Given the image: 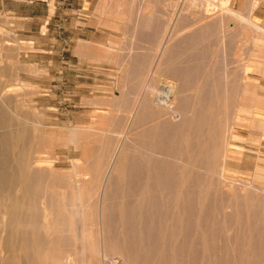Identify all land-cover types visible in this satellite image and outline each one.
<instances>
[{
  "label": "rangeland",
  "instance_id": "rangeland-1",
  "mask_svg": "<svg viewBox=\"0 0 264 264\" xmlns=\"http://www.w3.org/2000/svg\"><path fill=\"white\" fill-rule=\"evenodd\" d=\"M220 1L96 0L88 26L74 15L69 18V6L57 5L56 17L42 31L13 14L0 13L3 111L16 124L13 131L28 132L18 145L38 158L37 170L44 174L43 194L56 190L60 200L73 203L61 205L62 219L56 223L71 237L68 243L55 244L63 258L77 264L100 262L95 251H102L103 221L94 205L98 198L90 197L99 191L79 189L76 181L86 174L105 177L120 135L130 128L132 132L146 128V141L161 145L169 140L173 147L165 153L152 145L147 158L152 155L154 159L148 169H155L157 160L164 157L175 167L191 164L187 152L203 154L215 141L219 151L226 153L225 165L221 160L220 167L208 172L200 159L193 161L191 171L199 177L196 185L188 180L183 190H192L196 197L200 194V199L195 207V198H186L181 217L174 211L173 223L184 222L185 230L173 236L161 228L172 222L166 215L175 203L168 199L169 206L168 200H161L152 174L148 178L150 207L154 198L158 202L153 255L145 253L147 238L135 252L133 239L120 222L126 214L117 210L111 216L118 220L117 226L109 230L123 251L113 253L114 244L106 242L105 250L112 255L107 264L119 258L122 264H264V162L254 147L251 154H244L245 145L256 144L246 126L252 123L254 104L264 107V91L246 74L250 66L264 61V28L254 22L261 0H227L223 5ZM166 84L181 90L175 107L197 122L185 127L196 132L190 138L202 139V146L185 142L189 135H179L177 121L151 102L155 91ZM6 90L8 94L2 97ZM143 99L144 106L150 102L149 112L144 111L145 122L135 127L130 116L136 102ZM251 128L253 132L254 124ZM122 142L133 143L130 138ZM90 149L91 158H85L84 152ZM112 178L116 184L108 193L116 196L107 198L106 205L130 204L129 169L121 167ZM77 194L82 195L84 205ZM231 203L221 213L222 206Z\"/></svg>",
  "mask_w": 264,
  "mask_h": 264
},
{
  "label": "bare ground",
  "instance_id": "bare-ground-1",
  "mask_svg": "<svg viewBox=\"0 0 264 264\" xmlns=\"http://www.w3.org/2000/svg\"><path fill=\"white\" fill-rule=\"evenodd\" d=\"M225 2H227V0L220 1L221 5H223ZM239 17L243 19L242 16L239 15ZM148 22L150 21L148 20ZM151 89L155 90L153 89V87ZM180 93L181 90H178L174 85L161 86L155 91L154 98H152L151 102L155 103L156 108L162 111L164 115L168 116L171 120L177 121V125L178 127H180L179 130L181 133L179 135H189L184 139L185 142L186 139L188 141L190 140L191 142H194V147L198 148L199 146L203 145V140L196 137L191 139L190 136H194L196 132L194 133L191 128L187 130L185 127L186 125L193 126L197 122L193 123L191 120H188L186 116H184V112L180 109V106L178 108L175 107V100L178 98V95ZM7 94L8 91L6 90L1 94V96L4 97ZM149 104L150 102L146 101L144 106V99L139 103L136 102L132 112L133 115L130 116V119L132 121L131 123L134 124L135 127L145 122V112H149ZM15 125L8 118L6 112L3 111L0 97V264H47V262H49V264H77L73 261L70 262V260H68L67 258H63V252L55 248V244L57 241H59L60 243H68L71 241V237H67L63 233L62 227L57 226L56 223L62 219L60 216L61 205L67 206L70 204L72 205L73 203L60 200L59 195L56 193V190L55 193L53 192L49 194H43L42 182L44 174L41 172V170H37L39 168L38 158L36 156H33L31 150H29L25 146L20 147L18 145V140L28 138V132L24 129L13 131V127ZM126 131L127 133L125 135H120V143L115 147L113 153H111V158H113V160L106 170L105 177L95 178L90 177L88 174H86L85 178H78L75 185L79 189L88 188L93 191H99V194L94 193L90 195V197L98 198V203L96 202L94 205L98 207V212L101 217L100 221H103V223L100 222L102 251L99 248L95 251L97 253L96 257H100V262L97 261L98 263L96 264H101L103 262V264H107V260H110L112 257V255H110V253L106 252L105 250L106 242L110 244L113 243L115 245L111 246L114 251L113 253H115V251L122 253L123 251V249L119 246V242L116 240L117 238L115 237V235H112L109 230L115 224L117 226L118 220L115 218H111V216L117 210H123V212L126 214L125 218L121 219L120 222H122V225L125 228V234L129 236L130 239H133L132 244L134 246L135 252L137 253V251H139L138 246L142 244L141 240L147 238L150 240V242L148 243L149 245L145 250V253L148 256L153 255L152 232L154 229L153 226L155 224L153 218H155L156 215L154 212V207L158 205V202L156 201V198H154L150 207L148 178L151 177L152 174H155V184L156 188L160 191L161 200L169 199L170 202L175 203L173 204L174 207L176 205L175 208L172 206V208H169L172 209V212L165 209L167 210L166 212H170V214H167L166 212L164 213L165 215L167 214L166 216L168 218L171 217L172 222L166 224L163 228H161V231H163V233L166 234L169 232L170 236H173L175 233H177L178 231L181 232L185 228L184 222H182L181 220V223H173L176 214H179V217L182 216V204H184L185 199L193 196L195 198V207L196 202L200 199V194H198L196 197L195 193L191 192L192 190H188L187 188V192L183 190L188 180L193 179L192 182L194 183V185H196V177H199L194 176L195 173L193 174V171H191L193 161H198L197 159H200L208 172H211L216 167H220L222 165V163L220 162L221 160L225 165L226 153H222L221 151H219V145L216 144L215 141L211 145L208 144L207 151L203 154H196L193 151L190 153L187 152L186 155L187 157H189L188 159L190 160L191 164L186 162V164L182 163L183 165L175 167L166 159V157H164L162 160H157L158 163H156L157 167L155 169H148V164H152L151 162L154 158H152V155L151 157L147 158V150H149V148H151V146L153 145L154 147L163 150V152L169 153L173 150L171 141H165L161 145H158L152 141H146V128H141L140 130H136L135 132H132V129L130 128L129 131ZM148 136L150 137V135ZM128 138H130V140H132L133 142L131 145H126L125 142H122V140H126ZM146 142L148 144H146ZM90 150L84 152L83 156H85V158H91L92 149ZM126 151H131V154L129 156L125 155ZM181 159H183L182 154ZM121 167H123L124 170L129 169L131 186L130 188L132 189L131 195L133 197L132 202L120 207L118 206L119 203H117V205L115 202L107 206V198L110 199L111 196H116L115 194L111 195V193H108V191L116 184L115 180L113 179L114 177L112 178V175H114ZM49 176L50 175H48V177ZM63 180L65 179L63 178ZM126 180H129V178ZM228 189L229 193L233 192L230 188ZM77 195L81 201V204L84 205L83 198H81L82 195ZM169 200L165 201V203H170ZM168 205L166 208H168ZM232 205L233 204L231 203L222 206L221 213L225 214V209L231 207ZM176 210L177 213L174 214ZM218 216L221 217V215ZM261 216L262 220H264V211L262 212ZM106 217H108L109 220L107 224H104V219H106ZM225 227L226 226L224 225V228ZM226 229L227 228H225V230ZM121 262L122 261L120 260V258L113 261L114 264H122ZM235 262L237 261L235 260Z\"/></svg>",
  "mask_w": 264,
  "mask_h": 264
},
{
  "label": "crops",
  "instance_id": "crops-1",
  "mask_svg": "<svg viewBox=\"0 0 264 264\" xmlns=\"http://www.w3.org/2000/svg\"><path fill=\"white\" fill-rule=\"evenodd\" d=\"M95 1L96 0H59L58 2L57 0H0V13L13 14L19 19L37 25L38 30L42 31L44 26H49L50 22L56 17V12L59 10L57 5H67L70 7L69 16L74 15L79 19L81 24L85 22L83 25L88 26L86 23L91 22L92 18H94L93 14H91V10ZM44 9L46 10L44 11ZM69 18L72 19V16ZM254 22L264 28V0H261L256 8ZM246 74L253 80L257 89L264 91V61L257 62V64L250 66ZM262 96L261 94V97ZM253 108V117L250 120L252 123L249 125L246 124V126L249 128L247 133L250 136L256 137V144L245 145L244 154H251L253 152L251 148L254 147L256 148V152L262 155L261 160L264 162V107L260 104H254ZM252 124L255 126L253 132L251 128Z\"/></svg>",
  "mask_w": 264,
  "mask_h": 264
}]
</instances>
